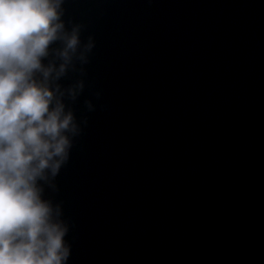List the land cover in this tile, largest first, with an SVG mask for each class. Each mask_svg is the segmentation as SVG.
Returning <instances> with one entry per match:
<instances>
[{"label":"water","instance_id":"1","mask_svg":"<svg viewBox=\"0 0 264 264\" xmlns=\"http://www.w3.org/2000/svg\"><path fill=\"white\" fill-rule=\"evenodd\" d=\"M61 7L77 131L39 183L66 264H264V0Z\"/></svg>","mask_w":264,"mask_h":264},{"label":"clouds","instance_id":"2","mask_svg":"<svg viewBox=\"0 0 264 264\" xmlns=\"http://www.w3.org/2000/svg\"><path fill=\"white\" fill-rule=\"evenodd\" d=\"M62 3L0 0V264H66L70 255L68 226L39 183L56 175L77 131L57 83L80 44ZM82 87L69 85V98Z\"/></svg>","mask_w":264,"mask_h":264}]
</instances>
